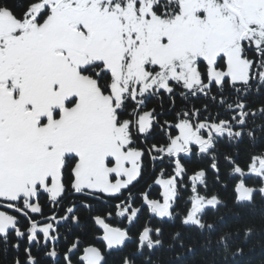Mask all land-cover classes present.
I'll return each instance as SVG.
<instances>
[{
    "label": "snow or ice",
    "instance_id": "obj_1",
    "mask_svg": "<svg viewBox=\"0 0 264 264\" xmlns=\"http://www.w3.org/2000/svg\"><path fill=\"white\" fill-rule=\"evenodd\" d=\"M253 94L264 95V0H0V247L17 253L12 264H109L129 243L121 264H186L197 247L212 253L207 264L242 257L264 223L221 228L228 202L210 191L208 169L190 174L186 158H208L219 183L222 156L233 205L264 202V103L251 107ZM165 97L175 118L161 123L150 103L162 109ZM201 97L225 115L189 106ZM157 128L163 144L149 143ZM245 138L253 150L241 167ZM146 156L161 165L159 192H142L137 207L131 187ZM103 198L117 202L95 214L92 201ZM78 204L93 213L103 249L76 235L61 252L81 226ZM145 207L158 222L133 236Z\"/></svg>",
    "mask_w": 264,
    "mask_h": 264
},
{
    "label": "trees",
    "instance_id": "obj_2",
    "mask_svg": "<svg viewBox=\"0 0 264 264\" xmlns=\"http://www.w3.org/2000/svg\"><path fill=\"white\" fill-rule=\"evenodd\" d=\"M10 2L22 3L23 0H10ZM261 103H264V95L258 96L256 94H253L249 97V104L253 108L259 106ZM191 104H194L197 108H201L204 104H208L209 111L212 112L213 114H215L216 111H220L222 116L225 115L223 110L218 109L216 105L212 104L209 100H206L203 97L199 99H193L192 101H190L189 106H191ZM151 106L157 107V110L163 113L160 117L161 123H163L164 120H168V121L174 120L175 113L170 110L169 101L167 97H165L163 100L162 109L159 107V102L156 100L151 101L150 107ZM176 106L177 108L184 106V102L179 97L176 98ZM256 123L261 124L262 121L260 119H257ZM165 139H166L165 133L161 131L159 128H157L153 133V136L150 139L149 143L163 144L165 142ZM261 146H264V144H258L257 149H259ZM219 150L221 153L228 152L229 154L232 155H236V151H237V149H234L233 147L225 144L220 145ZM252 150L253 149L251 148L250 141H248L247 138H245L244 141L238 145V155H236V160L241 167L246 166V163L249 158V154ZM144 162H145V170H144L143 178H141L139 182L135 184L134 187H131V193L135 200V206L137 207H141L140 194L142 192L150 191L152 198H156L159 192V188L155 187V185L152 182L155 179L156 175H158L161 165L159 162H157L155 168H153L147 156L145 157ZM219 162L221 166L222 178L221 181L217 183L215 180V175L209 167L210 161L208 158L201 159L198 155H193L190 158H186V165L190 174L193 171L199 170L201 168L208 169V183H209L210 191L218 194L222 199L228 202L227 207L221 209L220 214L224 215V220L219 221L221 228H234L236 226L243 225L245 223L255 224L259 227L262 223H264V202L260 201L259 198H257V207L255 210H249L247 208H239L233 205L232 198H233L234 182L224 178V174L227 171L228 166L225 164L222 156L220 157ZM164 166L166 167L167 171L170 173L171 167L167 165V162H165ZM251 182L252 181L248 183ZM225 185H227V187H225ZM188 195L189 192L182 191L181 198L179 199V203L176 208V211L178 213L183 212L185 207V201L187 200ZM125 197H127V192H125ZM116 202L117 201H114L109 198H103L100 200L92 201L94 213L104 214L107 211L112 210L113 205ZM78 208H79L78 214L80 215L82 221L81 226L73 228L72 233L68 235L67 242L61 240L59 245L61 252L66 250L68 243H70L76 235H79L85 244L94 243L97 247L101 248V245L95 242L96 237H98L99 235L97 233V230L95 229L94 223L90 219L93 213H90L88 210L79 207V204H78ZM50 211L51 210L48 207H45L46 213L50 214ZM148 214L149 213L145 207L142 213L139 215L138 221L130 228L131 234L133 236H135L136 233L146 223L149 222ZM117 221L119 220L114 219L113 225L118 227H126V222L120 226V224H118ZM157 222H158L157 219L151 220L152 225H156ZM179 227H180L179 216L175 219V221H168L165 224V229L167 233H172ZM61 231H64V229H61ZM242 236L243 234L241 233V236L237 238V242H239V240L242 239ZM134 247L135 244L129 243L127 248L112 252L111 255L108 256L109 264H121V258L126 253L132 251ZM244 247H245V255L239 257L236 260H232L230 258V264H264V233L253 236L244 245ZM158 255H161L164 258L167 257V253H158ZM16 256L17 253L14 250L9 249L7 252H5L2 250V247H0V264H12L13 259ZM19 256L21 259H23V249H21ZM212 259H213L212 253H205L203 249L197 247L195 252L187 257L186 264H207V261H210ZM59 264H63L62 259H60Z\"/></svg>",
    "mask_w": 264,
    "mask_h": 264
},
{
    "label": "bare ground",
    "instance_id": "obj_3",
    "mask_svg": "<svg viewBox=\"0 0 264 264\" xmlns=\"http://www.w3.org/2000/svg\"><path fill=\"white\" fill-rule=\"evenodd\" d=\"M148 215H149L148 220H154L153 218L150 217V214H148ZM126 225H127V224H126ZM95 229L97 230L96 226H95ZM97 233H98V235H99V234H100V231L97 230ZM95 242L97 243V239H95ZM97 244L101 245V248H102V249L104 248V245H103L101 242H100V243H97Z\"/></svg>",
    "mask_w": 264,
    "mask_h": 264
},
{
    "label": "rangeland",
    "instance_id": "obj_4",
    "mask_svg": "<svg viewBox=\"0 0 264 264\" xmlns=\"http://www.w3.org/2000/svg\"><path fill=\"white\" fill-rule=\"evenodd\" d=\"M250 181H252L251 183H249V184H253L254 182H256L255 180H249L248 182H250ZM119 220V219H118ZM116 222V221H115ZM119 223L118 224H120V226L123 224V223H125L126 221H123V222H121V221H118Z\"/></svg>",
    "mask_w": 264,
    "mask_h": 264
},
{
    "label": "water",
    "instance_id": "obj_5",
    "mask_svg": "<svg viewBox=\"0 0 264 264\" xmlns=\"http://www.w3.org/2000/svg\"><path fill=\"white\" fill-rule=\"evenodd\" d=\"M96 228H97V227H96ZM97 230L100 231V232L102 233V230H100V229H98V228H97ZM101 242H103V241H101ZM115 251H117V250H113V252H115Z\"/></svg>",
    "mask_w": 264,
    "mask_h": 264
}]
</instances>
